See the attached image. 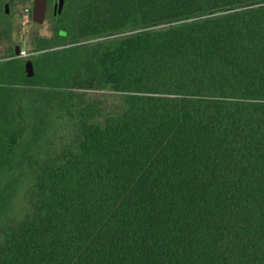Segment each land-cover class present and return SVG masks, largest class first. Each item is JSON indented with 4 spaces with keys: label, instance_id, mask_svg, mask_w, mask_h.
<instances>
[{
    "label": "trees",
    "instance_id": "1",
    "mask_svg": "<svg viewBox=\"0 0 264 264\" xmlns=\"http://www.w3.org/2000/svg\"><path fill=\"white\" fill-rule=\"evenodd\" d=\"M53 21L0 60V264H264V0Z\"/></svg>",
    "mask_w": 264,
    "mask_h": 264
},
{
    "label": "rangeland",
    "instance_id": "2",
    "mask_svg": "<svg viewBox=\"0 0 264 264\" xmlns=\"http://www.w3.org/2000/svg\"><path fill=\"white\" fill-rule=\"evenodd\" d=\"M58 0L50 3L44 21L37 23L32 19V3L33 0L18 1L14 5L5 6V12H0V60L8 58H20L26 63L37 53L36 43L40 38L46 39L51 47L54 41V17L52 14L53 3L57 4ZM64 5V1H63ZM62 5V6H63ZM78 14V12H76ZM54 16V17H53ZM121 31L111 36H85L81 42L83 46H90L96 43L105 42L114 37H121ZM88 96H93L90 91H86ZM99 98L105 100L103 95L106 92H96ZM110 101V99H109Z\"/></svg>",
    "mask_w": 264,
    "mask_h": 264
},
{
    "label": "water",
    "instance_id": "3",
    "mask_svg": "<svg viewBox=\"0 0 264 264\" xmlns=\"http://www.w3.org/2000/svg\"><path fill=\"white\" fill-rule=\"evenodd\" d=\"M64 0H58L57 7L58 11L57 14L59 16L60 10L62 8ZM55 5V6H56ZM6 6V5H5ZM46 6H47V0H33L32 3V19L37 23H42L45 18L46 14ZM25 71L28 77H31L33 75V66L30 61H27L25 63Z\"/></svg>",
    "mask_w": 264,
    "mask_h": 264
},
{
    "label": "flooded vegetation",
    "instance_id": "4",
    "mask_svg": "<svg viewBox=\"0 0 264 264\" xmlns=\"http://www.w3.org/2000/svg\"><path fill=\"white\" fill-rule=\"evenodd\" d=\"M55 5H56L55 3H53V5H52V14L53 15L55 14L56 16H58V14H57L58 7H57V5L56 6ZM48 8H50V2L47 0L46 12H47Z\"/></svg>",
    "mask_w": 264,
    "mask_h": 264
}]
</instances>
